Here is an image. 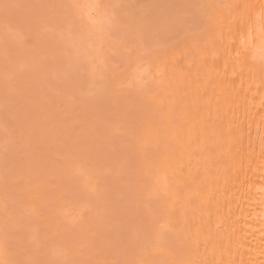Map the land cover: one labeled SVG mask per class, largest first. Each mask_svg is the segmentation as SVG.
Wrapping results in <instances>:
<instances>
[{
    "label": "rangeland",
    "instance_id": "374dc122",
    "mask_svg": "<svg viewBox=\"0 0 264 264\" xmlns=\"http://www.w3.org/2000/svg\"><path fill=\"white\" fill-rule=\"evenodd\" d=\"M68 1L0 0V238L3 240V243H0L2 247H0V252L2 251V256L0 255L1 264H26V262L27 264H73L74 261L77 262L76 264H79V261L84 263L86 258L84 259L82 255L83 261L82 258H79L80 255L75 253V249H72V247L76 248L77 246L76 250H79V252L84 251L88 254L90 248L89 254L91 255H93L91 252L94 251V253L100 254L98 257L105 253L109 255L105 254V257L110 258V255L113 256L109 260L102 256L103 260L105 259L110 263H104L100 259L101 264L116 262V255H120V257L122 255V259L120 258L121 260L117 261L119 264L128 263L125 261L130 259L133 254L131 250L136 247L133 244L137 242L140 246V240L144 239L141 237L144 233H141L139 229L142 226L145 227L143 224L145 221H149V216H144L145 213L143 214V211H141V209L147 207L145 204L147 199L144 197L138 198L136 193L138 187H135L138 183L140 185L143 176L140 175L142 180H137L140 181L137 184L132 182L131 191L129 187L131 181H136L133 178L135 177L134 174H137L136 172H130H134V168L136 170L140 168L139 166H142L139 164L137 168L134 167L136 166L135 162H137L134 153L136 151L140 155V151H142V148L145 149L146 146L139 142V137H135L137 134L131 136L133 131L129 132L130 135H126L124 130L128 132L137 129L140 124L141 126L144 124L145 117L148 118L153 115V110L150 111L153 104L149 109L150 106L148 105L150 103H146L150 102L149 99L147 100L148 95L153 92V88L155 91L156 87H152L151 84L150 86L146 85L145 89L147 88L149 92L148 95H145L144 87H142L144 91H139V89H142L141 86H138L139 89H137V85H134L136 89L131 85L129 88L127 87L128 89L125 87L116 90L113 85L117 84L118 78L123 72L130 74V71L135 69L134 64L138 66L135 72L142 69L144 65L151 69V63L154 61L152 59L156 57L154 56L155 53L158 56L164 50L170 48L169 45L173 46L176 43L179 45V41L183 36L186 38L188 33L203 32L204 24H207V19H210L212 13V8L209 5L208 11L205 8L209 0H205L206 2L204 0H102V4L125 6L121 10V16L127 20L129 31L134 34L122 40L110 37L105 31L101 36L90 37L89 39L93 38V40H87L88 46L85 47L84 44L82 47L83 44H80V39L89 31L90 25L85 17H80V15L78 17L77 9L69 10L63 7L76 4V0ZM212 1L209 4H213L214 1L217 2L218 0ZM220 1L223 3L219 4ZM220 1L217 2L219 5L225 4L223 0ZM5 3L13 7L5 11L2 7ZM69 11L77 18L72 36L74 59L71 63L64 55V49L68 43V26L64 23V19ZM139 18L155 21V23L147 32L140 34L135 31L137 28L136 21ZM97 44L98 47H94ZM165 47L167 48L165 49ZM95 48H100L98 51L102 56V60L99 62L94 53L97 51ZM136 65L135 67H137ZM130 66H133L134 69ZM128 68H130L129 72L124 71ZM121 69H123V72ZM98 72L100 73L98 74ZM148 87H150L149 90ZM147 111L148 114L149 111L152 112L150 116ZM139 119L143 121L139 123ZM120 121L124 124L121 125ZM127 126L132 127L131 130ZM139 133L141 134V130ZM125 139L126 141H124ZM129 140L137 146L134 145L135 149ZM137 144L139 146L143 144L144 147H138ZM88 156L90 157L88 158ZM140 159L141 157L138 159V163L141 162ZM67 160L69 163L66 162ZM138 173L140 174V170ZM23 177L26 178L25 185L21 182L24 179ZM92 182L93 184H91ZM31 186L43 187L45 205L42 213L33 209L32 201L24 194V190L28 187L31 189ZM92 188L93 190H91ZM134 193H136L138 199V202H135L137 204L132 200L134 197L136 198V196H133ZM131 195L133 198H131ZM59 196L61 200L68 202V204L65 203V209H70L71 213L74 210H80L82 217H79L80 220L77 219L79 221L70 219L69 214L71 213L68 211L66 215L65 209L63 211H59V209V215L55 213L56 217L53 220L46 221L45 214L47 211L51 212V208L56 210L55 204L56 200L60 199ZM149 201L150 198H148ZM74 202L79 203L78 208L75 207L77 205ZM152 203L154 202L152 201ZM69 204H72V208H70L71 206L68 208L67 205ZM49 208L50 210H48ZM81 209L89 210V213ZM139 211L142 215L135 217ZM61 212H64L63 214L66 217L61 216ZM84 212H86L85 215H83ZM141 216H144L145 218H143H147V220L144 221ZM149 218L151 221V217ZM46 222L48 223L46 224ZM73 222H76V224ZM133 224L137 225L134 226ZM47 225H50V227ZM54 225H58L59 228L58 226L54 227ZM89 225L92 230L94 229L93 231L91 229L90 232L87 230ZM56 228L59 230L57 231ZM41 232L45 235L41 236ZM144 232L146 234L142 236L147 239L148 234L145 230ZM49 234H52V237ZM94 234L95 236H93ZM57 238L60 240L58 241ZM69 240H73L74 243ZM40 244L41 246H39ZM138 245L137 249L139 248ZM84 246L85 248L82 249ZM129 246L133 249L130 250ZM146 246H144V249H146ZM127 247H129L128 254L127 252L124 253ZM144 249L139 250L140 254L142 251L144 252ZM53 251L56 252L53 253ZM11 252L14 254L12 255ZM52 253H58V255L56 254L53 257ZM71 253L78 259L73 257ZM123 254L127 255L123 256ZM136 255L133 258L138 263L141 256L137 255L139 257V260H137ZM3 257H5L4 260ZM92 257L91 259H93ZM98 257L96 255L95 262L90 261L91 264L98 262ZM63 258L64 260H62ZM14 260H16V263ZM130 261L133 262V259L131 258Z\"/></svg>",
    "mask_w": 264,
    "mask_h": 264
},
{
    "label": "bare ground",
    "instance_id": "6f19581e",
    "mask_svg": "<svg viewBox=\"0 0 264 264\" xmlns=\"http://www.w3.org/2000/svg\"><path fill=\"white\" fill-rule=\"evenodd\" d=\"M223 1L225 2L223 5H219L223 3L221 1L219 4L216 1L213 4H209V2H213L212 0L206 3L207 7L205 8L208 11L209 5L212 8V13L210 17L207 15L210 19H207L208 22L206 25L204 24L203 32L199 31L196 33L194 31L195 33L190 34L186 32L188 36L186 38L185 36L183 38L181 37L182 39L180 41L182 42L179 41V45L176 43L173 46L169 45L170 48L165 47L167 50H164L158 56L155 55L157 53H152L156 57L152 59L154 61L151 63V69L147 65L146 67L142 65V69L135 72L138 66L134 64L135 69L133 66H130L134 70L131 69L132 71H130V68L124 70L130 71V74L133 73L132 75L123 72V69H121L123 74L118 78L117 84L115 83L116 80L114 82L116 85H113V87L116 90L125 87L129 88L131 85V87L137 85V89H139L138 86H141V88L144 87L145 89V86H150V84L152 87H156L155 91L154 88L152 90L154 93H149V95L147 88L145 91L143 88L139 89V91L142 90L145 95H148L147 100L149 99L150 102L146 104L150 103L148 105L150 106L149 109L151 108V104H153L152 108L154 109H150V111L153 110V113L149 111L148 114L147 111L149 116L151 113L153 115L148 118L145 117L146 120L141 116L146 122L144 121L142 126L140 124L137 129L131 130L132 127L130 128L128 126L127 128L131 131L126 132L127 130L125 131L123 129L125 126L121 129L122 131L124 130L126 135L133 131L131 136L137 134L135 137H139L141 139H139V142L146 146L144 147L143 144L140 145L145 149L142 148L139 155V152L137 154L134 150L136 145L134 144V146L129 140L134 147L133 151L136 154L134 156L137 159V162H135L136 166L134 167L137 168L139 164L142 165L139 166V169H136L137 171L134 168V172H130H136L137 174H134L135 177L133 178L136 181H131L129 187L131 191V185L133 183L137 184V182H140L137 180H144L140 182V185L139 183L137 186L135 185V187H138V189L136 188V193L138 198L144 197L147 199L145 200L147 207L143 208L142 205L141 207L143 209L141 211H143V214L145 213L144 216L151 217V221L148 217L150 222H147L145 221L147 218L144 219L145 217L143 216V218L141 216V219L143 218L145 221L143 224L145 227L141 224L144 229L140 227L139 230L141 233H144L142 234L144 236L146 234L144 230L147 232V239L140 233L141 237L145 239H142L145 241L144 243L142 240L139 243L140 246L143 244V247L141 246L140 248L137 242L136 244L132 243L133 246L136 245L134 249L138 253H135L136 251L131 246H129L130 248L127 247L126 251L124 250L125 253L129 251L128 248L130 250L133 249L131 250L133 256L131 255L130 257V259H133V262L131 260L130 263L129 259L125 261L128 262L126 264H136L137 261L133 258L136 254L141 256L139 260V257L136 255L137 260H139L137 264H264V0ZM75 2L80 5L102 4V0H76ZM204 2L206 1L204 0ZM77 13L78 17L79 15L80 17H85L90 25L88 34L86 33L80 39V44H83L82 47L84 44L86 47V41H89L90 37L101 36L106 31L107 25L103 23L102 19L95 12H92V16L98 22L93 23L89 19V9L87 7L77 9ZM207 16L206 18H208ZM94 47H98V44ZM99 49L97 48V51L94 50L98 62L102 60V56L98 51ZM94 62L96 63V61ZM149 89L150 87H148ZM143 120L138 122L141 123ZM120 123L122 125L123 122L120 121ZM140 130L141 134L139 133ZM137 131L140 136L136 133ZM134 140L136 141V138ZM125 146L127 147V145ZM140 146L138 145V147ZM138 155L139 158L141 157V162L139 163ZM66 162L69 163L68 160ZM139 170L140 174L138 173ZM140 175L143 176H141L142 179ZM23 181L21 182L25 185L26 178ZM42 186L44 187V184ZM42 186H34L35 188L31 186V189L28 187V189L24 190L26 197L32 201L33 209L41 213L45 205V196L43 195L45 192ZM136 193L133 196H136ZM133 196L131 195V198ZM137 196L136 198L134 197L135 199H132L134 203L138 202ZM148 198H150L149 202ZM56 201V210L51 208L53 211H47L45 214L46 221L48 222L56 217L55 213L59 215V211L65 209V203L68 204L65 200H61V197ZM149 203L151 206H148ZM151 203L154 205L152 206ZM71 205H67L68 208ZM76 205L75 207L78 208L79 203ZM81 207L83 206L81 205ZM65 211L66 215L68 211L71 213L70 209H65ZM85 211L89 213V210ZM141 211L135 217H138L140 214L142 215ZM61 213V216L65 215L63 214L64 212ZM69 215L73 221L77 220L80 216L82 217L79 209L74 210ZM76 222L73 223L76 224ZM115 222L117 223V221ZM69 224L71 225V223ZM137 224L133 225L136 226ZM47 226L50 227V225ZM57 226L54 225V227ZM131 227L133 226L131 225ZM38 228L40 229V227ZM90 229L89 225L87 230L90 232L92 230ZM87 230L85 231L87 232ZM62 232L65 233L64 231ZM42 235L44 236L45 234L41 232ZM29 238L27 239L30 240ZM146 241L149 243L147 242L146 244ZM0 243H3V240ZM137 245L139 247L138 249ZM146 245H149V247ZM144 246H146V249H144ZM76 248L72 247V249H75V253L80 255V259L83 255L84 259L89 260L87 261L85 259L86 263H81L77 260L79 264H91V262H95L96 255L97 257L100 256V254L98 255L94 251L91 252L93 255L89 254L90 248L88 251L90 256L84 251L79 252ZM84 248L85 246L82 247V249ZM142 248L144 252L141 250L142 253L140 254L139 250ZM65 249L68 250L67 248ZM56 251L58 250L56 249ZM56 251H53V253ZM53 253V257L56 254L58 255V253ZM1 254L2 251L0 252ZM105 254L98 257V262L95 264L100 263L99 260H103L102 256L105 257ZM127 254H123V256ZM116 256V262H112V264H119L117 261L122 259V255L121 257L120 255ZM116 256L114 255L115 258ZM73 257L78 259L74 254ZM106 257L105 259H110ZM105 259L102 262H109ZM14 261L16 263V260ZM42 261L44 260L42 259ZM134 261L136 262L134 263Z\"/></svg>",
    "mask_w": 264,
    "mask_h": 264
},
{
    "label": "snow or ice",
    "instance_id": "6c2138e0",
    "mask_svg": "<svg viewBox=\"0 0 264 264\" xmlns=\"http://www.w3.org/2000/svg\"><path fill=\"white\" fill-rule=\"evenodd\" d=\"M2 7L5 11L9 8L13 7L7 3L3 4ZM66 9H79L82 7H87L89 9V19L93 23H97L98 21L92 16V12H95L103 21L105 25H107L106 32L110 37H116L120 39H126L130 35H133V32L129 31V26L127 20L122 18L121 10L125 7L123 5L118 4H89V5H80V4H69L63 6ZM64 23L68 26V43L64 49V55L69 61L72 62L74 59L73 56V48L74 43L72 41L73 32L77 23V18L74 17L69 11L64 19ZM155 23V21H150L144 18H139L136 21L137 28L136 32L143 34L147 32Z\"/></svg>",
    "mask_w": 264,
    "mask_h": 264
}]
</instances>
